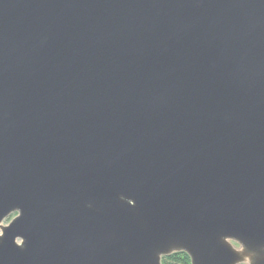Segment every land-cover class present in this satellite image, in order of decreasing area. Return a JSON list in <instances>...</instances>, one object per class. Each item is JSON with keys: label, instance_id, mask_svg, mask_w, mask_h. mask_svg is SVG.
<instances>
[{"label": "water", "instance_id": "1", "mask_svg": "<svg viewBox=\"0 0 264 264\" xmlns=\"http://www.w3.org/2000/svg\"><path fill=\"white\" fill-rule=\"evenodd\" d=\"M179 252L264 264V0H0V264Z\"/></svg>", "mask_w": 264, "mask_h": 264}, {"label": "trees", "instance_id": "2", "mask_svg": "<svg viewBox=\"0 0 264 264\" xmlns=\"http://www.w3.org/2000/svg\"><path fill=\"white\" fill-rule=\"evenodd\" d=\"M162 264H191L190 257L184 253H174L162 259Z\"/></svg>", "mask_w": 264, "mask_h": 264}, {"label": "rangeland", "instance_id": "3", "mask_svg": "<svg viewBox=\"0 0 264 264\" xmlns=\"http://www.w3.org/2000/svg\"><path fill=\"white\" fill-rule=\"evenodd\" d=\"M15 216V214H12V215H10L7 219H5L4 221H3V224H8L9 222H10V220L13 218Z\"/></svg>", "mask_w": 264, "mask_h": 264}]
</instances>
